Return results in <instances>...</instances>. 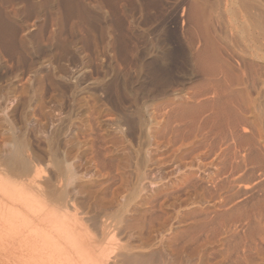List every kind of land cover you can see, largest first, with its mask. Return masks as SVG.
I'll return each instance as SVG.
<instances>
[{
	"label": "rangeland",
	"instance_id": "374dc122",
	"mask_svg": "<svg viewBox=\"0 0 264 264\" xmlns=\"http://www.w3.org/2000/svg\"><path fill=\"white\" fill-rule=\"evenodd\" d=\"M194 1L0 0V180L35 210L77 218L83 262L264 264V174L235 157L239 140L207 122L210 108L192 120L176 110L213 99L196 56L205 25L254 95L264 69L248 62L264 61L241 55L224 0H197L202 25ZM259 122L240 130L263 148ZM36 169L40 190L28 189Z\"/></svg>",
	"mask_w": 264,
	"mask_h": 264
},
{
	"label": "bare ground",
	"instance_id": "6f19581e",
	"mask_svg": "<svg viewBox=\"0 0 264 264\" xmlns=\"http://www.w3.org/2000/svg\"><path fill=\"white\" fill-rule=\"evenodd\" d=\"M200 1H197V0L194 1L193 4H191L192 7L189 9L192 10V15H190V16H193L195 23L202 25L203 23L207 24V22H208V16H207L208 10L206 13V9H205L204 5L202 4V2H200ZM224 1H225L224 2L225 5H226V10L231 14L232 30H233V34H234V40L236 43L235 45H237L239 47L240 51L242 52V54L241 53L240 54L243 55V57L249 56L251 59H258V60L264 61V0H224ZM190 14H191V12H190ZM207 26L205 25L204 30H200L204 36V39H203V36L200 34V36L202 37L201 40L204 41L205 46H204V49L202 51H200L198 54H196V56L198 59V64H199L201 70L204 71V74L207 75V80H208V83L210 84V87L209 88L207 87L209 92H207V88H205L206 91L204 93L205 94L212 93L213 99L210 101H208L209 100L208 99V100H206V102H204L205 101L204 100L203 102H201L200 105H192V104L190 105L188 103L179 104L178 106L175 105V106H177V109H176L177 110V116H178V113H180V116H182L183 118H184V116H187V115H189V118H190L191 115H194L197 113L200 114L201 113L200 110H202V109L204 110V108H206V111H207V109L208 110L211 109L210 110L211 114L207 115V117L205 118L207 120V122L212 123V125L215 124V125L220 126V128H222V130L227 128L228 130H230L231 136L237 138V143L239 140V143H240L239 147L241 148L242 154H239V155L236 154L235 157L239 158L241 160L242 164H243V162L245 165H247V163H248L247 166H249V164H252L253 166L251 167V169H252V171H254L253 172L254 174H255V171H260L264 174V145H263V148L261 147V145H258V141H257L258 138L257 137H259V136H256V134H257L256 132L254 133L255 135L253 134L252 131H251L252 135H249V134L247 135V134L242 133L240 130V126L243 124H245V125L247 124L248 126H250V128H252V127H257L258 121H260V122L263 121V119H264V100L261 99L262 98L261 94L264 91V85L263 86L261 85V88H259V89H258V87L255 86V90H256L255 92L257 93V95L253 94V90L250 87V84L248 83L251 79L247 82V80L249 78L248 79L246 78L247 80H245L244 73L242 75L235 74L232 67H230L228 65L227 61L219 53L218 46H217V44H219V43H216L214 38H212L213 36H211L209 34L210 30L209 31L207 30L208 29ZM243 59L244 58H242V60ZM244 62H246V61H244ZM248 64H249L250 68L254 69V70H258L260 68L264 69V65H263V67L261 66L262 64L257 65V64H255V61H252V62L249 61ZM245 70L250 71V70H247V68ZM245 74H246V72H245ZM252 77H253V75H252ZM253 80H254V77H253ZM254 82H253V84H254ZM194 98H197V97H194ZM172 109H175V108H171V112H172ZM210 111H207V112L209 113ZM169 112H167V113L169 114ZM192 113H194V114H192ZM208 113L204 112L203 114H208ZM158 115H160V114H158ZM174 115L172 114V116H174ZM166 116H167V114H166ZM200 116L204 117L206 115H200ZM200 116H198V117L200 118ZM163 117H164V115H163ZM175 118H178V117H175ZM192 119H193V117H192ZM202 119H200L201 120L200 122H202ZM190 122H192V121H190ZM198 122H199V120H198ZM205 122L206 121L204 120L203 123H205ZM203 123H200V125ZM212 125L210 127H212ZM252 125H254V126H252ZM203 128H206V127H203ZM215 128H217V127H215ZM220 128H219V130H220ZM210 129L213 130V128H210ZM217 129H214V130H217ZM257 129H258V127H257ZM260 129L261 128H259L258 130H260ZM244 130H246V128ZM253 130H255V128H253ZM261 132H262V130L259 131V133H261ZM236 138H234V139H236ZM226 143H227V139H226ZM229 145H231V144H229ZM238 145H236V146L238 147ZM230 148H232V147H230ZM235 149H234V152H235ZM225 150H226V147H225L224 151ZM229 150H231V149H229ZM232 150H233V148H232ZM12 154H14V153H12ZM221 154H222V152H221ZM230 154H233V152ZM226 155L228 156L227 153H226ZM233 155H231V156H233ZM239 159H238V161H239ZM232 161L235 162L236 160L235 159L231 160V163H232ZM228 162H230V160ZM20 163H21V161H20ZM239 163H240V161H239ZM229 164H226V165H229ZM242 164H240L238 166H241ZM226 165L224 167H226ZM24 166H25V164H24ZM26 166H29V165H26ZM233 166H234V163H233ZM247 166H245V167L247 168ZM236 169H237V167H236ZM229 170H230V167H229ZM238 171H239V169H238ZM39 173L40 172L36 169V170H34L33 175L31 174L32 176H30V178H28L29 179L28 184H27L28 189L30 188V189L40 190V188H39L40 185H38L39 182L37 181L38 177L40 176ZM229 177H231V176H229ZM259 177L260 176H258L257 178H259ZM263 179H264V177H263ZM237 180H234V182ZM6 181H3V182L1 181L0 193H2L4 195L6 194L5 196H9V199L11 198L10 200H12V203H8L11 201H8L6 199L7 197L0 199V264H94V262L91 260V258L90 259L86 258L87 260L83 259L84 260V262H83L80 260L81 259V257H80L81 253L79 254V257H78V254L76 255V252H78L77 250L79 248V243H78V238L75 237L73 227L76 225V223L78 221L77 218L74 217V218L68 219L69 215H68V213H66L63 216H61L62 217L61 219H58L55 216V213H57V212H55L53 210H46V209H44V207L40 208L39 206L38 207L40 209H38V210L36 209L37 210L36 211L35 207H34V205L36 203L35 204H29V206L27 204L29 202L30 198H32V196L30 198L26 197L27 194L24 195V192H26V190L24 191V189H19V190L17 189L18 191H16V189L14 188V187H16V183H15L13 188L12 187L8 188L7 185H9V184ZM237 182H239V181H237ZM241 183H242V181H241ZM238 185H240V184H238ZM23 187H25V186H23ZM215 187H216V185H215ZM247 187H248V185H247ZM247 187H245L244 189H246ZM10 188L14 189L16 192H14V194H13V192L11 193ZM257 189H258V187H257ZM227 190H228V188H227ZM38 192H40V191H38ZM246 193H248V192L246 191ZM228 198H230V196ZM258 199H261L260 201L258 200L259 203L260 202L264 203V199H262V197L258 198ZM17 201L18 202L19 201L24 202L23 204L26 203L24 205L25 206L24 208H26V210H27V207H28V211L32 210L33 212L21 213L20 212L21 210H19L20 208H18V205L21 203L20 202L18 203ZM113 201H114V199H113ZM30 202H32V201H30ZM106 202H108V201H106ZM110 203H111V201H110ZM233 203H234V201H233ZM235 203L233 204V208H236L237 206H239L237 203L236 204ZM54 204H56V203H54ZM26 205H27V207H26ZM110 205L112 206V204H110ZM252 205H256L258 207L257 204L253 203ZM67 208H68V206H67ZM72 208H74V207H72ZM252 208H254V207H252ZM254 209H256V207ZM236 210H237V212L239 211V209H236ZM236 210L233 211V209H232V213L236 212ZM237 212H236V214H237ZM244 213L247 216V214L249 212L246 213L244 211L243 217L245 216ZM238 214H240V213H238ZM44 215H46V216H44ZM241 215L242 214H240L239 215L240 217L239 216L238 217L242 218ZM233 217H234V215H233ZM246 219H247V217H246ZM261 237H263V236H261ZM80 242H82V241H80ZM108 258L109 257H107V259ZM88 260H91L92 262L91 261L88 262Z\"/></svg>",
	"mask_w": 264,
	"mask_h": 264
}]
</instances>
